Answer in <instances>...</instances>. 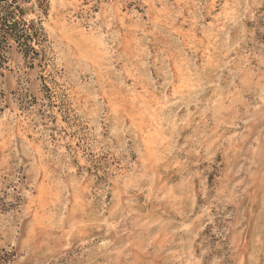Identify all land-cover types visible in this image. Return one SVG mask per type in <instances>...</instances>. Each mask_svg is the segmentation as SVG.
Masks as SVG:
<instances>
[{
	"label": "rangeland",
	"instance_id": "374dc122",
	"mask_svg": "<svg viewBox=\"0 0 264 264\" xmlns=\"http://www.w3.org/2000/svg\"><path fill=\"white\" fill-rule=\"evenodd\" d=\"M0 71V264H264V0H27Z\"/></svg>",
	"mask_w": 264,
	"mask_h": 264
},
{
	"label": "trees",
	"instance_id": "16d2710c",
	"mask_svg": "<svg viewBox=\"0 0 264 264\" xmlns=\"http://www.w3.org/2000/svg\"><path fill=\"white\" fill-rule=\"evenodd\" d=\"M31 1V0H30ZM41 7L45 0H32ZM27 0H0V71L5 69L9 54L15 51L29 60L31 65L40 56V45L44 41L41 26L28 21Z\"/></svg>",
	"mask_w": 264,
	"mask_h": 264
}]
</instances>
